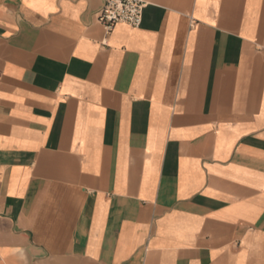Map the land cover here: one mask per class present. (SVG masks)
Instances as JSON below:
<instances>
[{"label": "crops", "instance_id": "crops-1", "mask_svg": "<svg viewBox=\"0 0 264 264\" xmlns=\"http://www.w3.org/2000/svg\"><path fill=\"white\" fill-rule=\"evenodd\" d=\"M0 0V264H264V0Z\"/></svg>", "mask_w": 264, "mask_h": 264}, {"label": "built area", "instance_id": "built-area-1", "mask_svg": "<svg viewBox=\"0 0 264 264\" xmlns=\"http://www.w3.org/2000/svg\"><path fill=\"white\" fill-rule=\"evenodd\" d=\"M145 6V0H102L96 21L107 35L118 24L137 28L141 25Z\"/></svg>", "mask_w": 264, "mask_h": 264}]
</instances>
